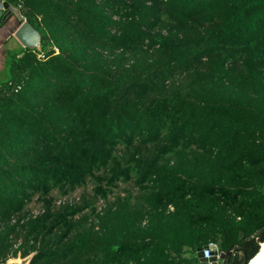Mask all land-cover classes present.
I'll list each match as a JSON object with an SVG mask.
<instances>
[{
	"label": "trees",
	"instance_id": "1",
	"mask_svg": "<svg viewBox=\"0 0 264 264\" xmlns=\"http://www.w3.org/2000/svg\"><path fill=\"white\" fill-rule=\"evenodd\" d=\"M7 1L42 49H7L0 82V264H207L211 243L220 264L253 258L264 0Z\"/></svg>",
	"mask_w": 264,
	"mask_h": 264
},
{
	"label": "water",
	"instance_id": "2",
	"mask_svg": "<svg viewBox=\"0 0 264 264\" xmlns=\"http://www.w3.org/2000/svg\"><path fill=\"white\" fill-rule=\"evenodd\" d=\"M4 29H8L9 36H14L23 47L31 50L42 49L41 32L28 20L24 19L21 10L14 4L7 0H0V33ZM211 250L212 256L209 259L204 258L203 252L199 251L198 256L202 262L220 264L223 262L226 255H228L220 253L218 246L215 244L211 245ZM251 259H249L248 256H245L242 264H248Z\"/></svg>",
	"mask_w": 264,
	"mask_h": 264
},
{
	"label": "rangeland",
	"instance_id": "3",
	"mask_svg": "<svg viewBox=\"0 0 264 264\" xmlns=\"http://www.w3.org/2000/svg\"><path fill=\"white\" fill-rule=\"evenodd\" d=\"M14 43H16V41L14 40ZM7 67H4V70L1 72L0 74V81L4 78L7 77L8 75V72H7ZM93 186H94V183L92 180H89L88 183L84 186H81L79 188H77L75 191L71 192L69 194V199H72L74 201H78L80 198H82V196L84 194H86L87 196L90 195V196H93ZM125 189H131L134 193L137 192V189L135 188V186L133 185V182H128V183H123V182H120L118 187L115 188V194H111L109 199L113 200L114 196L116 194H125ZM54 194L56 196H58L59 194L57 193V191H54ZM36 199V198H35ZM34 199L33 203L29 204V208L33 209V211H39L41 209V205H40V201H36ZM104 205V200L101 199V198H98L97 201H96V206L98 208H101L102 206ZM32 255L28 256V257H25V258H22L20 255L18 257H12L10 258L8 262H10L11 260H15V259H20L22 261V264H28V262L30 261V258H31ZM6 263V264H7Z\"/></svg>",
	"mask_w": 264,
	"mask_h": 264
},
{
	"label": "crops",
	"instance_id": "4",
	"mask_svg": "<svg viewBox=\"0 0 264 264\" xmlns=\"http://www.w3.org/2000/svg\"><path fill=\"white\" fill-rule=\"evenodd\" d=\"M14 40L16 41V43H14ZM19 44L20 43L17 41L16 38H14V36H9L8 29H4L0 33V74L4 70L6 64L5 59L7 49H14L16 47H19Z\"/></svg>",
	"mask_w": 264,
	"mask_h": 264
},
{
	"label": "built area",
	"instance_id": "5",
	"mask_svg": "<svg viewBox=\"0 0 264 264\" xmlns=\"http://www.w3.org/2000/svg\"><path fill=\"white\" fill-rule=\"evenodd\" d=\"M24 19H26V18H24ZM67 202H69V203H74L75 201L74 200H72V199H69V194L68 195H65V196H59V197H57V200H56V204L58 205V206H60L61 204H63V203H67ZM33 203V202H32ZM40 205H41V209L39 210V211H33V209H31V215H33V216H36V215H38L39 213H42V212H44L45 211V208L43 207V205H42V203H40ZM211 245H213V243H211V244H209V245H207L203 250H202V252H203V256H204V258H206V259H209V258H211V256H212V253H211ZM7 263V262H6ZM6 263H2V264H6ZM207 264H212L211 262H209V263H207Z\"/></svg>",
	"mask_w": 264,
	"mask_h": 264
},
{
	"label": "bare ground",
	"instance_id": "6",
	"mask_svg": "<svg viewBox=\"0 0 264 264\" xmlns=\"http://www.w3.org/2000/svg\"><path fill=\"white\" fill-rule=\"evenodd\" d=\"M7 264H22L20 259L11 260ZM248 264H264V242L260 245V250L257 255H255Z\"/></svg>",
	"mask_w": 264,
	"mask_h": 264
}]
</instances>
